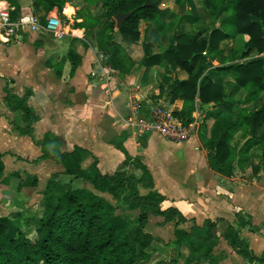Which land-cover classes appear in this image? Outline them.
I'll use <instances>...</instances> for the list:
<instances>
[{"label":"crops","instance_id":"1","mask_svg":"<svg viewBox=\"0 0 264 264\" xmlns=\"http://www.w3.org/2000/svg\"><path fill=\"white\" fill-rule=\"evenodd\" d=\"M14 1L15 5H12L9 0H0V9L10 7L15 10V6L20 7L21 12L13 18L14 20L22 14H35L45 18L55 13L63 17L68 15L72 20L71 31L61 38L40 31L20 32L11 42L0 41V163L3 165L0 193L9 197H1L0 205L11 204L15 199L14 191L29 193L27 189L33 187L27 186L22 180L25 177L17 176V173L26 172L28 176L37 178L40 184L45 177L44 191L56 174L69 177L63 173V165L43 157L44 149L49 150L48 145L43 148L37 144L54 136L57 138L53 143L55 150L70 152L76 147H82L89 152L82 163L83 169L88 173L93 171L96 163L102 174L126 172L132 176L139 173L136 165H124V161L128 156L134 161L140 160L152 174L157 190L166 197L161 203L162 208H178L186 217L187 221L179 228L192 234L195 228L204 229L207 220L217 222V231L223 230L219 234L216 231L221 251L230 250L223 260L234 255L238 262L260 264L241 258L224 238V233L227 227L232 225L241 231L242 238L256 255L260 256L264 252V165H261V149H253L251 159L238 163L234 174L227 177L210 167L206 143L214 123L213 113L222 112L229 115L234 109L239 111L241 107L247 108L248 103L253 105L258 101L263 104L264 94L258 100L249 102L247 91L238 87L232 75L210 72L214 82L224 85L228 102L215 106L202 105L198 100L203 123L197 134L184 143H177L156 134L139 133L122 121V118L131 115L130 101L134 95L141 97V113L146 117L158 106H163L173 113L183 109L184 99L173 100L170 92L176 80L189 78L188 73L158 64L147 67L141 65V62L146 54L145 47H148L153 55L161 54L177 35H199L203 30L211 32L209 26L212 17L202 1L165 0L163 8L172 14L167 13L161 22H143L139 43L119 42L136 63L130 75L125 78L114 76L104 68L98 55L100 52L103 58L104 51H100L96 42L72 43V38L85 40L86 35V29L76 24L77 15L73 5L75 0H67L64 12L55 8L49 13L36 0ZM83 4V10L85 7L89 8L84 1ZM90 9L85 11L86 14L95 15L96 8ZM190 12L193 14L190 15ZM225 17L226 15L222 14L217 22L220 28H223ZM177 18L185 24L183 30L186 31L180 34L174 30ZM116 31L119 32L117 28ZM73 32L84 34L80 37ZM48 37H53L58 42L57 48L48 50ZM246 40L247 37L238 36L222 41L221 52L215 55L213 66H222V62L227 58L235 57L236 61L239 60ZM72 50L82 57L81 65L75 73H72L68 58ZM231 86L229 91L228 87ZM6 87L20 96L28 91L32 92L29 105L39 116L32 135H24L16 127V124L24 126V122L22 114L13 111L6 103ZM238 104L240 107H237ZM195 115L196 104L193 118ZM256 166H260L258 172L254 170ZM76 180L78 179L74 181ZM87 185L90 186L87 189L97 195L105 198L108 194L95 190L89 182ZM129 212L135 213L137 217L140 213L139 210ZM242 218L259 230L254 231L250 225L242 227ZM151 223H155L156 232L149 230ZM176 229L177 219L166 222L162 216L149 215L146 231L155 238L163 239L168 236L167 231L175 237Z\"/></svg>","mask_w":264,"mask_h":264},{"label":"trees","instance_id":"2","mask_svg":"<svg viewBox=\"0 0 264 264\" xmlns=\"http://www.w3.org/2000/svg\"><path fill=\"white\" fill-rule=\"evenodd\" d=\"M15 5L14 0H9ZM49 13L55 8L64 12L67 0H36ZM159 7H144L147 0H84L89 8L101 3V9L95 15L89 13L78 27L86 29V35L98 44L103 52L104 68L114 76L126 77L136 66L126 48L115 39V16L136 10L127 19L119 32L127 44L139 43L141 25L146 21H155L165 8V0ZM213 21L211 32L203 30L201 34L185 33L177 35L170 46L161 54L153 55L148 47L141 65L151 67L155 64L172 67L175 71L188 73L187 80H176L171 87L173 100L182 98L185 105L174 114L190 123L193 121L195 104L199 100L202 105H222L228 102V95L222 83L214 82L209 73L212 71L230 73L238 87L247 91V101H256L264 94V0H201ZM21 12L15 6L12 17L15 19ZM222 14L233 20L235 35H231L217 25ZM206 33V34H205ZM205 34V35H204ZM245 36L243 51L239 60L224 59L222 66L214 67L215 55L220 53V43L224 40ZM235 53V52H234ZM72 73L81 65L82 57L75 51L69 53ZM230 61L226 64V62ZM4 99L15 112L22 114L24 126L16 127L24 135H32L34 124L39 120L35 110L29 105L32 95L28 91L20 96L9 87L4 89ZM237 106V105H236ZM214 123L207 139L210 167L217 173L230 177L234 174L238 163L251 159V151L261 149V165H264V103L261 108L247 111L241 107L232 114L216 112L212 114ZM239 137L237 138V136ZM57 138L37 142L45 148L43 157L52 159L64 166V174L70 180L81 179L92 184L102 193L110 194L115 200L123 202L128 210H139L136 224L125 230L124 222L114 215V206L108 199L91 190L81 192L74 189L72 182H61L56 174L44 191V212L35 223V237L17 228L12 230V223L0 217V264H147L152 256L150 251L155 237L146 231L149 215L162 216L166 222L177 219L175 236L177 243L190 246L191 254L185 264H202V258L212 255L218 245L216 234L218 223L211 220L205 222L206 236L201 240L179 228L187 221L182 212L175 207L163 209L161 203L166 197L160 193L152 174L140 160H132L129 156L124 165L134 163L138 174L129 176L126 172L102 174L94 163V169L88 173L82 163L89 152L76 147L70 152L53 149ZM2 156L0 155V160ZM3 165L0 163V175ZM255 172L260 166L254 167ZM21 177L20 173L16 174ZM27 186H37L38 179L31 176L24 178ZM142 189L148 190L143 193ZM113 214V215H112ZM243 220V221H242ZM242 227L250 225L254 231L259 229L242 218ZM233 250L250 263L264 264V252L259 256L242 238L241 231L229 225L224 233ZM155 264H163L158 261Z\"/></svg>","mask_w":264,"mask_h":264},{"label":"rangeland","instance_id":"3","mask_svg":"<svg viewBox=\"0 0 264 264\" xmlns=\"http://www.w3.org/2000/svg\"><path fill=\"white\" fill-rule=\"evenodd\" d=\"M84 0H75L74 2V11L77 15L76 18V23L79 22L80 19H83L85 16H87L86 14V10L87 8L84 7L83 4ZM96 8V11H98L99 9H101V3H99L97 6L93 5V8ZM205 7V6H204ZM72 8V7H71ZM206 8V7H205ZM207 10V9H206ZM208 11V10H207ZM172 14L168 9H164L162 12H160L158 14V17L156 19V21H160L162 19H164L166 17V14ZM190 15L193 14L192 12L189 13ZM75 19V17L73 18ZM175 25L176 27L174 28V30H177V34H180L186 30H183V26L185 25L184 22H182V20L180 18L175 19ZM214 26L213 21H211L210 23V29H212ZM222 27L225 31L229 32L232 36L235 35V28H234V24H233V20L231 18L226 19V21H224V23L222 24ZM193 32V31H192ZM70 37V36H69ZM72 38V37H70ZM85 40L80 39V38H72V43L73 44H77L79 43H93V41L90 39V36L85 35L84 36ZM233 38V37H232ZM115 39L118 42L124 43L122 35L119 32H116L115 35ZM58 42L55 41V39L53 37H48V39H46V46L48 48V50L51 49H55L58 47ZM245 45V43H244ZM243 45V48H244ZM242 48V50H243ZM164 49V47L162 48ZM97 52V51H95ZM143 53V51H141ZM101 53L99 52L98 55L99 60L101 61L102 57L100 55ZM217 72V71H215ZM218 73H226V72H218ZM230 74V73H228ZM231 75V74H230ZM232 86L228 87V90L231 91ZM262 97V96H261ZM252 102V101H249ZM263 104H260L258 101L255 102L253 105L248 103V106L246 108L247 111H254L257 110L259 108L262 107ZM159 107V106H158ZM163 107V106H161ZM237 107H240L239 104ZM165 108V107H164ZM209 109V108H208ZM53 162V161H51ZM54 164H56L55 162H53ZM26 172L21 173V177H26ZM28 176V174H27ZM20 179V178H19ZM44 180H42L41 184L40 181H38L37 186H33L29 190V193H22L21 191H14L15 192V199L13 200V204H9V205H0V217L2 218H7L11 223V229L12 230H16L17 228L24 230L25 232L28 233V235H30L31 238L35 237V223L37 222L36 220H38L39 218H41L43 212H44V188H45V177L43 178ZM57 179H59L61 182H63L64 184L66 182H72L73 188L74 189H80L81 192H86L89 191V189H87V187H90L89 185H87V182L81 179H78L76 181L74 180H70V177H61V175H59L57 177ZM24 181V179H22ZM147 190L142 189V192L145 193ZM8 196V195H7ZM18 196V197H17ZM106 199H108L109 201H111L114 206H118L116 210L113 211L114 215H116L119 219H121L124 222L123 225L127 224L125 226V230L131 229L133 226H135L136 222L135 220H133L134 218L137 217V215L135 213H130L129 210L125 209L124 207H126L123 202L121 201H117L115 200L112 196H109L108 194L105 195ZM9 198L6 197V195H4L3 193H0V198ZM4 204H6V201L4 202ZM113 215V214H112ZM156 225L155 223H151L149 230L152 232H156ZM220 232H223V230L217 231V233L219 234ZM168 236H164L163 239H157L155 238L152 248H151V252H152V256L150 258V260L147 262V264H155L158 261H162L163 264H185L187 259L189 258L190 254H191V250H190V246L185 243H177V237L175 236H171V234L167 231ZM192 237L197 239V240H201L203 238H205L206 236V229H201V228H195L194 231L192 232ZM175 240H173V239ZM222 248L218 242V245L214 248V251L212 253V255L208 258H202V264H247V263H241L238 262L234 259V255H232L233 257H227L228 259L223 260V257L225 255L228 254V252L230 250H228V252L226 250L221 251ZM222 252V253H221ZM241 257V256H240ZM242 258V257H241ZM227 262V263H226Z\"/></svg>","mask_w":264,"mask_h":264},{"label":"built area","instance_id":"4","mask_svg":"<svg viewBox=\"0 0 264 264\" xmlns=\"http://www.w3.org/2000/svg\"><path fill=\"white\" fill-rule=\"evenodd\" d=\"M13 9L10 7L0 9V41L11 42L20 32L46 31L61 38L70 30L71 17H63L59 13L49 14L45 18L35 14H22L18 19L12 17ZM74 33V32H73ZM75 34V33H74ZM77 35L83 36L84 33ZM75 34V35H76ZM105 76V73L103 74ZM131 115L122 118V121L130 128L142 134H156L177 143H184L197 134L202 125L203 114L196 102V115L193 121L186 123L177 117L171 110L164 107L154 108L150 116L141 113V97L134 95L130 101Z\"/></svg>","mask_w":264,"mask_h":264},{"label":"water","instance_id":"5","mask_svg":"<svg viewBox=\"0 0 264 264\" xmlns=\"http://www.w3.org/2000/svg\"><path fill=\"white\" fill-rule=\"evenodd\" d=\"M160 1L157 2H152L151 0H147V2L145 3L144 7H159ZM136 10H133L131 12L128 13H123L120 12L115 16V20H116V28L117 30L121 29V27L123 26L124 22L129 19L131 16H133L136 13Z\"/></svg>","mask_w":264,"mask_h":264}]
</instances>
